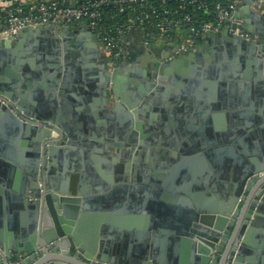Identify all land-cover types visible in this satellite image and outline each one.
Returning a JSON list of instances; mask_svg holds the SVG:
<instances>
[{"label": "water", "instance_id": "water-1", "mask_svg": "<svg viewBox=\"0 0 264 264\" xmlns=\"http://www.w3.org/2000/svg\"><path fill=\"white\" fill-rule=\"evenodd\" d=\"M237 1L235 16L243 20V30L258 38L256 41L248 42L228 31L209 33L208 44L220 36L224 46L210 55L200 54L197 48L171 61L158 62L150 55L151 65L137 69L140 78L128 81L122 77L128 72L121 67L112 70L103 65L95 92L114 97V109L124 121L123 133L131 148L152 131L153 123L147 120L155 119L152 112L175 115L176 108L197 102L194 95L201 85L203 90L211 86L220 89L224 81L232 80L229 60L237 54L245 55L247 64L255 67L257 83L264 91V5H259L264 0ZM61 29V36L72 34L70 26ZM56 30V26L26 28L0 38V111L6 123L20 133L26 130L32 140L30 160L25 164L27 175L14 187L18 194L12 190L1 195L0 264L21 257L20 264H162L148 252L140 261L110 254L93 230L95 234L86 239V206L104 199L106 191L65 182L56 185L44 173L48 159L62 153L66 144L73 147L85 137L82 130L63 119L64 110L58 107V98L70 89L75 55L68 51V39L61 45L49 37ZM84 30L92 40L91 28ZM207 47L203 43V50ZM81 76L82 72L78 73ZM143 117L147 124L141 128ZM222 166V176H232L233 182L226 181L229 189L223 202L209 208L197 206L192 219L180 227L177 233L187 253L185 258L175 259L177 264H264V256L258 260L264 239L257 238L264 237V155L259 161L229 156ZM5 206L17 207L11 210Z\"/></svg>", "mask_w": 264, "mask_h": 264}, {"label": "crops", "instance_id": "crops-1", "mask_svg": "<svg viewBox=\"0 0 264 264\" xmlns=\"http://www.w3.org/2000/svg\"><path fill=\"white\" fill-rule=\"evenodd\" d=\"M86 26L90 28L86 22L71 25L72 34L65 36L59 27L49 36L61 45L68 39V51L75 55L70 89L58 98V107L64 110L63 119L85 137L73 147L66 144L62 153L48 159L44 173L56 185L65 182L106 191L104 199L86 206V239L96 233L110 254L129 260L140 261L148 252L162 264H177L175 259L187 253L177 233L180 227L192 219L197 206L209 208L223 202L229 189L225 184L233 182L232 176H222V165L229 156L259 161L264 155V91L257 83L256 69L247 64L245 55L233 56L229 60L232 80L224 81L220 89L210 85L211 89L203 90L201 85L194 95L197 102L176 108L175 115L152 112L155 119H147L153 123L152 131L131 148L123 133L124 121L115 112L114 97L95 92L103 65L112 70L121 67L128 72L122 74L126 81L140 78L137 69L151 65L150 55L158 62L173 60L185 36L177 31L170 40L147 44L142 30H130L122 37L121 59L115 64L103 43L94 34L92 40L88 37ZM206 36L188 54L198 48L200 54L210 55L224 46L222 37L208 44ZM203 43L208 45L205 50ZM2 115L0 111V208L2 193L19 187L27 175L25 164L32 143L29 132H18ZM142 122L141 128L147 124L144 117ZM262 250L258 260L264 256V246Z\"/></svg>", "mask_w": 264, "mask_h": 264}, {"label": "built area", "instance_id": "built-area-1", "mask_svg": "<svg viewBox=\"0 0 264 264\" xmlns=\"http://www.w3.org/2000/svg\"><path fill=\"white\" fill-rule=\"evenodd\" d=\"M175 1L180 4V7L173 11L168 7V0H158L159 8L151 0H83L76 4H69L64 0H0V38L7 39L26 28L51 26L59 28L86 22L95 37L106 47L115 64L121 59L123 35L133 29L144 31L148 25H154L151 24L154 19L158 22L155 24L156 27L162 29L165 34L179 30L182 25L188 27L185 42L178 48L176 56L190 53L209 33L228 31L248 42L258 39L246 33L242 28V22L236 18L237 0H220L214 7L215 20L206 22L200 27L192 25V20L187 14L176 21L170 20L169 15H179L180 10L184 8L183 4L186 3L198 4L199 8H205V4L199 0ZM109 3L120 5L121 13L125 11L127 5H140L146 8L126 27L118 28L116 33H110L101 24L103 19L101 8ZM259 5H264V1H260ZM233 25L236 27L234 28ZM158 40H164V38L161 37ZM146 43L151 42L146 39ZM22 260L21 257L18 261L8 264H20Z\"/></svg>", "mask_w": 264, "mask_h": 264}, {"label": "trees", "instance_id": "trees-1", "mask_svg": "<svg viewBox=\"0 0 264 264\" xmlns=\"http://www.w3.org/2000/svg\"><path fill=\"white\" fill-rule=\"evenodd\" d=\"M83 1V0H79ZM114 1V0H111ZM155 3V6L159 8V2L158 0H151ZM220 0H199V2H202L205 4V8H199L198 4H190L186 3L183 4L184 8L180 10L179 15H169V19L176 21L182 15L187 14L190 16L192 20V25L196 27H200L202 24L206 22H212L215 20V13H214V7ZM180 4L175 0H168V7L172 9L173 11L177 8H179ZM146 8L142 7L140 5H127L124 12H120V5H117V3H109L104 5L101 8V12L103 14V19L101 24L109 31L110 33H116L118 28H124L126 25L130 23L131 20L137 18L140 13ZM156 22L154 19V22L145 27L144 35L146 39L150 40V42L157 41L159 38L163 37L164 40H169L172 37L176 36L177 31L181 33V35L185 36V39L187 37V30L188 27L185 25H182V27L177 31H171L167 34H165L162 29H159L155 25Z\"/></svg>", "mask_w": 264, "mask_h": 264}, {"label": "flooded vegetation", "instance_id": "flooded-vegetation-1", "mask_svg": "<svg viewBox=\"0 0 264 264\" xmlns=\"http://www.w3.org/2000/svg\"><path fill=\"white\" fill-rule=\"evenodd\" d=\"M26 57H28V56H26Z\"/></svg>", "mask_w": 264, "mask_h": 264}]
</instances>
